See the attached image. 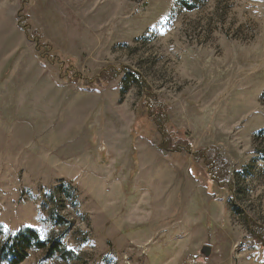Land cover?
I'll use <instances>...</instances> for the list:
<instances>
[{"label":"rangeland","instance_id":"1","mask_svg":"<svg viewBox=\"0 0 264 264\" xmlns=\"http://www.w3.org/2000/svg\"><path fill=\"white\" fill-rule=\"evenodd\" d=\"M28 229L62 248L22 264H264V0H0V255Z\"/></svg>","mask_w":264,"mask_h":264},{"label":"trees","instance_id":"2","mask_svg":"<svg viewBox=\"0 0 264 264\" xmlns=\"http://www.w3.org/2000/svg\"><path fill=\"white\" fill-rule=\"evenodd\" d=\"M125 76L136 81H140L139 74L133 73L129 70L125 72ZM260 240L263 241V239ZM47 248H49V257H51L56 253V251L62 248L61 242H55L52 246H50L49 242H42L40 240L38 233L32 229H28L20 233L15 238L10 239V242L2 248L0 261L6 260L9 264H22L27 259L30 250H43Z\"/></svg>","mask_w":264,"mask_h":264},{"label":"water","instance_id":"3","mask_svg":"<svg viewBox=\"0 0 264 264\" xmlns=\"http://www.w3.org/2000/svg\"><path fill=\"white\" fill-rule=\"evenodd\" d=\"M203 254L207 257L211 256L212 254V248L211 247H204L203 250H202Z\"/></svg>","mask_w":264,"mask_h":264}]
</instances>
